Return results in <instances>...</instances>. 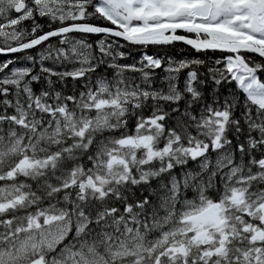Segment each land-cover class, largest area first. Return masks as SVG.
<instances>
[{"label": "snow or ice", "instance_id": "1", "mask_svg": "<svg viewBox=\"0 0 264 264\" xmlns=\"http://www.w3.org/2000/svg\"><path fill=\"white\" fill-rule=\"evenodd\" d=\"M0 264H264V0H0Z\"/></svg>", "mask_w": 264, "mask_h": 264}, {"label": "trees", "instance_id": "2", "mask_svg": "<svg viewBox=\"0 0 264 264\" xmlns=\"http://www.w3.org/2000/svg\"><path fill=\"white\" fill-rule=\"evenodd\" d=\"M181 47H183V46H178V47H177V49H176V51H177V52H179ZM132 54H133V55H136V53H135V52H134V53H132Z\"/></svg>", "mask_w": 264, "mask_h": 264}]
</instances>
